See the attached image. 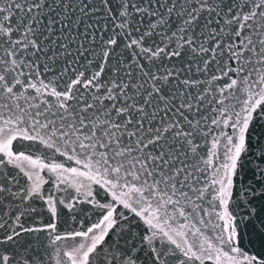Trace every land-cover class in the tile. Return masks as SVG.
Segmentation results:
<instances>
[{
	"label": "snow or ice",
	"instance_id": "snow-or-ice-1",
	"mask_svg": "<svg viewBox=\"0 0 264 264\" xmlns=\"http://www.w3.org/2000/svg\"><path fill=\"white\" fill-rule=\"evenodd\" d=\"M0 264H264V0H0Z\"/></svg>",
	"mask_w": 264,
	"mask_h": 264
}]
</instances>
